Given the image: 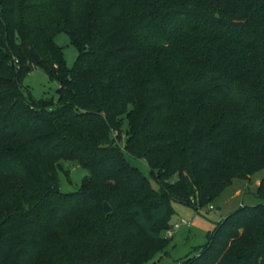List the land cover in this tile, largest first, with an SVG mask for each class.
I'll use <instances>...</instances> for the list:
<instances>
[{
	"label": "trees",
	"instance_id": "1",
	"mask_svg": "<svg viewBox=\"0 0 264 264\" xmlns=\"http://www.w3.org/2000/svg\"><path fill=\"white\" fill-rule=\"evenodd\" d=\"M31 62L56 107L25 88ZM62 160L89 171L80 190H60ZM261 170L264 0H0V264H144L173 201L201 208ZM256 197L179 264H264V177Z\"/></svg>",
	"mask_w": 264,
	"mask_h": 264
},
{
	"label": "rangeland",
	"instance_id": "2",
	"mask_svg": "<svg viewBox=\"0 0 264 264\" xmlns=\"http://www.w3.org/2000/svg\"><path fill=\"white\" fill-rule=\"evenodd\" d=\"M55 40L62 47L67 66L72 68L78 57V49L65 32L57 34ZM30 65L31 70L23 80L25 88L30 91L34 99L53 101L56 107L60 83L52 79L45 68L35 67L32 62ZM127 129L128 122L125 121L120 140L122 148L125 147L127 142ZM126 155L132 165L138 167L146 176L151 177L149 167L144 160L135 158L130 154ZM57 167L60 170L58 173L60 190L64 193L80 190L84 180L90 175L89 171L83 166L67 160H62ZM263 177L264 170H261L255 173L250 181L235 179L231 185L223 189L212 201L198 209L173 201L174 213L171 216L170 226L180 218L191 221L192 225L183 226L171 237H168L166 231H164L163 236L168 239L167 246L164 250L155 253L144 264H179L181 260L186 259L188 256H193L197 249H200L208 242L209 236L214 233L224 217L242 206H251L259 202L256 195ZM152 182L155 187H158L154 180Z\"/></svg>",
	"mask_w": 264,
	"mask_h": 264
},
{
	"label": "built area",
	"instance_id": "3",
	"mask_svg": "<svg viewBox=\"0 0 264 264\" xmlns=\"http://www.w3.org/2000/svg\"><path fill=\"white\" fill-rule=\"evenodd\" d=\"M192 222L185 219V218H180L178 221H176L169 229L166 230V234L168 237H171L174 235L176 231H178L180 228L183 226H191Z\"/></svg>",
	"mask_w": 264,
	"mask_h": 264
},
{
	"label": "water",
	"instance_id": "4",
	"mask_svg": "<svg viewBox=\"0 0 264 264\" xmlns=\"http://www.w3.org/2000/svg\"><path fill=\"white\" fill-rule=\"evenodd\" d=\"M30 54H31V57L32 59L35 61V62H39L40 59H41V56L39 55V53L32 47H30ZM104 209H105V212L109 213L112 211V207L111 205L108 203V202H105L104 204Z\"/></svg>",
	"mask_w": 264,
	"mask_h": 264
}]
</instances>
